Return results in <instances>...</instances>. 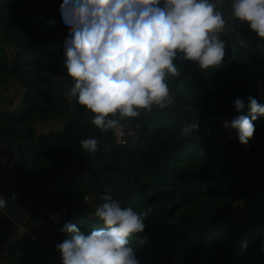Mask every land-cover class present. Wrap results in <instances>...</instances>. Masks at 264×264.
<instances>
[{
    "label": "trees",
    "instance_id": "trees-1",
    "mask_svg": "<svg viewBox=\"0 0 264 264\" xmlns=\"http://www.w3.org/2000/svg\"><path fill=\"white\" fill-rule=\"evenodd\" d=\"M61 3L0 0V155L16 176L12 191L30 178L48 181L49 197L58 202L82 201L88 191L81 180L63 174L79 159L104 193L111 188L122 207L151 209L144 218V232L130 238L139 264H152L154 238L160 243L157 249L184 264H264V178L234 167L209 140L185 136L181 129L186 123L169 107H154L122 121L134 132L124 145L115 143L112 130L101 132L94 126L93 114L67 96L72 80L61 52L67 38L59 19ZM220 38L226 44L221 66L202 70L195 61L178 59L180 75L168 81L175 100L207 119L236 113L231 102L237 98L247 105L252 95L264 103L258 96L264 89V48L237 42L226 33ZM7 47L13 50L12 60ZM10 81L24 92L14 109L4 110L3 87ZM242 111L246 114L247 107ZM56 119L63 122L59 131L38 134V124ZM254 126L245 147L264 166V118ZM85 138L97 139V151L82 149L80 141ZM238 201L246 203L247 225L221 216ZM69 202L65 222L85 233L105 227L95 209ZM37 222L36 217L25 235L9 233L0 224L4 264L62 263L53 237L65 233L58 229L49 247L39 246L30 238L38 236Z\"/></svg>",
    "mask_w": 264,
    "mask_h": 264
},
{
    "label": "clouds",
    "instance_id": "clouds-1",
    "mask_svg": "<svg viewBox=\"0 0 264 264\" xmlns=\"http://www.w3.org/2000/svg\"><path fill=\"white\" fill-rule=\"evenodd\" d=\"M221 0H63L59 19L67 38L62 45L63 64L72 80L67 96L93 114L91 123L101 132L120 130L128 118L154 107L174 103L169 78L178 77L176 60L198 63L202 70L224 62L226 44ZM231 14L264 38V0H231ZM54 23V21H50ZM237 113L222 126L247 146L255 132L254 121L264 118V103L252 95L231 102ZM247 107V113H243ZM195 120L181 129L198 134ZM83 150L95 152L98 141H80ZM107 188L95 210L105 227L90 232L65 222L66 234L56 245L62 264H139L131 237L145 230L151 209L137 212L122 207ZM12 199H15L13 195ZM9 201L0 194V210ZM246 245H242L244 247Z\"/></svg>",
    "mask_w": 264,
    "mask_h": 264
},
{
    "label": "rangeland",
    "instance_id": "rangeland-1",
    "mask_svg": "<svg viewBox=\"0 0 264 264\" xmlns=\"http://www.w3.org/2000/svg\"><path fill=\"white\" fill-rule=\"evenodd\" d=\"M63 2V0H61ZM217 8L224 13V19L226 21L225 29L222 33L229 34L230 37L237 42H241L245 45L251 43L253 48L261 49L264 48V38H260L254 31H252L248 25V22L241 23L238 19L235 20L231 14V2L229 0H221V3L217 5ZM0 40H1V32H0ZM7 58L9 57L12 60L13 50L10 47L6 48ZM56 82L60 84H65L64 79H56ZM23 88L18 85L16 81H10L3 87V108L4 110H12L16 107L19 100L23 96ZM173 95V93L171 92ZM259 98H264V89L262 88L258 94ZM174 97V96H173ZM173 112H176L181 117L182 121L186 124L191 123L193 121H197L199 124L198 134L193 132L192 136L198 137L203 140H209L210 142L216 144L225 157L231 162V164L242 170L247 172L253 178H264V172H261V169L264 167L261 165L258 159H256L250 151L245 147V145L241 144L237 136L234 140L226 142L224 140L225 134L224 131L220 128L216 119H207L195 111L189 109L188 107L183 106L179 101L175 100L172 106L169 107ZM236 115V113H234ZM63 122L61 119L44 121L37 125L38 134H44L46 131H59L62 128ZM1 148V146H0ZM1 150V149H0ZM3 157V156H2ZM1 164H3V172L4 179L9 181L10 185L15 184L17 179L13 181L12 175L10 173V167L8 169L9 163L5 161V159L1 158ZM8 169V170H7ZM10 170V171H9ZM63 174H67L75 179H80L81 184L88 191L87 195L83 198L82 201H60L58 202L54 198H50L49 194V182L48 181H37L36 179L33 181L30 178H26L25 182H21L20 187H16L17 196L16 203L13 200L11 203V208H5V216L4 219H1L0 222L2 225H5L9 228V233H15L19 235H25L29 230V225H32L33 218L30 216L29 218H24L21 220L22 222H16L18 219H22V214L28 213L26 204L20 201L26 195L28 188L31 191H35L36 198V217L38 222L36 224V228L39 233L38 236L31 235V241L37 243L39 246L49 247V241H52V237L56 234L57 230L60 228H53L48 225L47 214L49 212H55L58 210H67L69 206H67L68 202L70 206L75 207H84L87 209H95L99 204H102L103 201L100 199L102 194H105L104 191L99 187L98 184L94 180L91 179L89 174L88 166L85 162L80 161L79 159L74 160L63 172ZM8 178V179H7ZM13 181V182H12ZM3 189L9 188L8 186H3ZM23 186V187H22ZM13 189L15 187H12ZM24 189V191H23ZM33 189V190H32ZM1 191V189H0ZM25 192V193H24ZM31 194V193H30ZM8 196V195H6ZM46 196V197H45ZM31 198V196H30ZM27 200V199H26ZM50 201V203H48ZM72 204V205H71ZM23 208V209H22ZM58 209V210H57ZM3 210V212H4ZM17 212L20 216L15 219V215L13 212ZM8 214V215H7ZM11 214V215H10ZM222 218L228 220L230 222L236 223L238 225H247L248 218L246 213V203L244 201H238L235 203L230 209L225 211L222 215ZM8 218L9 221L6 222L5 218ZM35 217V218H36ZM29 233V232H28ZM27 233V234H28ZM54 239H57V243L63 242L66 238V235L56 234ZM50 241V242H51ZM159 241L154 238L152 240V247L150 250V257L152 264H184L183 262L178 261L177 258L168 254L165 250L160 251L157 249V245H159ZM49 249V248H48ZM4 253L0 256V264H4ZM54 264H62L61 262H56Z\"/></svg>",
    "mask_w": 264,
    "mask_h": 264
},
{
    "label": "crops",
    "instance_id": "crops-1",
    "mask_svg": "<svg viewBox=\"0 0 264 264\" xmlns=\"http://www.w3.org/2000/svg\"><path fill=\"white\" fill-rule=\"evenodd\" d=\"M0 149H1L0 150V153H1L2 152V148H0ZM0 157L3 158V159H5L4 157H2V155H0ZM1 161L2 160L0 159V189H1L0 194H2L9 201V203L7 204V207L6 208H8V207L11 208V206L13 205V204L11 205V203H13L12 202L13 200H11V198L14 195L15 196V199H14L15 201L14 202L16 203V196H17V192H19V191H17V189H16V192H13L12 191L13 190V188H12L13 186H11L9 184L10 183L9 181H7V180L4 179V172L2 170V168H3L4 165L1 164ZM5 161H6V159H5ZM8 168H9V166H8ZM10 173H11L12 178H13V181H14L16 179V176L12 172H10ZM1 185L6 186V187L8 186L9 188H7L5 190V189H3V187ZM23 191H24V189H23ZM6 195H8V196H6ZM30 196H31V198H30ZM20 201L21 202L23 201L24 202V205L26 204L28 213H26V214L23 213L22 214L23 216H20L19 214H17V212L14 211L12 214L15 215L16 218L19 217V216L22 217V219H18L16 222H22L21 220H23L24 218L25 219L26 218H29L30 216L33 219H35V217H36V198H35V191H31L30 192V189L28 188V191L26 192V195H24V197ZM4 209L0 210V218L2 217L1 219H3V216L5 215V210ZM3 210H4V212H3ZM0 224H1V222H0Z\"/></svg>",
    "mask_w": 264,
    "mask_h": 264
},
{
    "label": "built area",
    "instance_id": "built-area-1",
    "mask_svg": "<svg viewBox=\"0 0 264 264\" xmlns=\"http://www.w3.org/2000/svg\"><path fill=\"white\" fill-rule=\"evenodd\" d=\"M234 116H236V115L232 114L230 116L219 117L216 119L220 128L224 131V134H225L224 140L226 142L234 140L236 138L237 134L234 130L232 132H229L227 129H225L222 126V123L225 120H231ZM112 133H113V137L115 139V143L117 145H124L126 143L127 138L134 135V132L132 130L125 128V126L120 130H112ZM66 218H67V215H66L65 210H58L55 212H49L47 214V220L53 226H60V225L64 224L66 221Z\"/></svg>",
    "mask_w": 264,
    "mask_h": 264
},
{
    "label": "water",
    "instance_id": "water-1",
    "mask_svg": "<svg viewBox=\"0 0 264 264\" xmlns=\"http://www.w3.org/2000/svg\"><path fill=\"white\" fill-rule=\"evenodd\" d=\"M261 172H264V167L261 169Z\"/></svg>",
    "mask_w": 264,
    "mask_h": 264
}]
</instances>
